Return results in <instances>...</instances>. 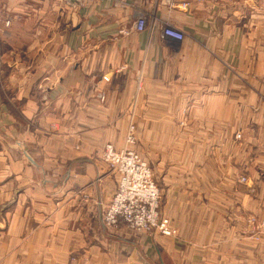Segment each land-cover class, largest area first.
<instances>
[{"label": "crops", "instance_id": "obj_1", "mask_svg": "<svg viewBox=\"0 0 264 264\" xmlns=\"http://www.w3.org/2000/svg\"><path fill=\"white\" fill-rule=\"evenodd\" d=\"M133 122L179 152L162 174L176 236L103 223L119 176L99 153ZM249 214L264 220V0H0V264H264Z\"/></svg>", "mask_w": 264, "mask_h": 264}, {"label": "built area", "instance_id": "obj_2", "mask_svg": "<svg viewBox=\"0 0 264 264\" xmlns=\"http://www.w3.org/2000/svg\"><path fill=\"white\" fill-rule=\"evenodd\" d=\"M135 27L138 31H144L148 27V18L144 14H139ZM162 33L166 37L178 40L185 37L182 30L170 25H164ZM104 78L108 79L107 76ZM127 134L129 141H132L135 134L133 124L130 125ZM99 155L119 176L117 188L103 213L104 225L109 228L128 227L147 233L158 232L176 236L177 228L160 209L161 191L154 181L147 161L136 151L131 149L120 151L112 143L105 144ZM246 180L245 176L241 177V181ZM243 233L256 241L263 240L264 220L255 214L247 215Z\"/></svg>", "mask_w": 264, "mask_h": 264}, {"label": "rangeland", "instance_id": "obj_3", "mask_svg": "<svg viewBox=\"0 0 264 264\" xmlns=\"http://www.w3.org/2000/svg\"><path fill=\"white\" fill-rule=\"evenodd\" d=\"M176 123H177L176 128L177 129L181 128L178 126V124H180V123L178 121H175V124ZM132 124L135 126V134L133 136L134 139L132 141H129L128 134H127L126 138H125L126 148H124L122 150L131 149V150L136 151L149 164L151 171H152V174H153L154 181L157 183V185L161 191L160 209L162 211V205H163V200H164V187L166 186L162 180V174L165 172V170L171 169V168L167 169V166H168V164L170 165V163L172 161H175L176 159H178L179 152H178V150H170L169 152H162L161 150H159L157 148H153L155 146H151L149 143H146L145 138L143 136L141 137L137 134V125L134 122L131 123L130 125H132ZM130 125H129V127H130ZM181 126H183V125H181ZM178 131H180V130H178ZM170 139H171V145H177L179 140H182L181 142H183L184 139H186L187 144L192 143V145H193L195 142H198V140L196 139L195 136H188V137L171 136ZM198 139H200V138H198ZM202 139H203V141L201 140V142H203V143H207L208 141H210L208 137H202ZM212 139H214V138L212 137ZM217 141L222 142V144H223L224 143L223 141H226V137H224V136L218 137ZM109 143H111V142H109ZM226 144H227V142H226ZM122 150H120V151H122ZM183 154H186L187 159H194V158L209 159L210 158L209 152H207V151H203V152L192 151V152L182 153V155ZM164 163L167 164L165 169H164L165 165L163 166Z\"/></svg>", "mask_w": 264, "mask_h": 264}]
</instances>
